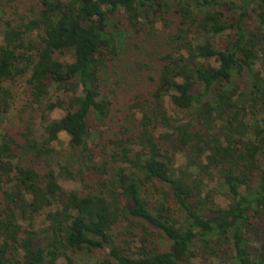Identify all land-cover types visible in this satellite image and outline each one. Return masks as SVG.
Wrapping results in <instances>:
<instances>
[{
  "label": "trees",
  "instance_id": "16d2710c",
  "mask_svg": "<svg viewBox=\"0 0 264 264\" xmlns=\"http://www.w3.org/2000/svg\"><path fill=\"white\" fill-rule=\"evenodd\" d=\"M3 25L0 264H264V0H37ZM17 83L41 136L5 124Z\"/></svg>",
  "mask_w": 264,
  "mask_h": 264
},
{
  "label": "rangeland",
  "instance_id": "374dc122",
  "mask_svg": "<svg viewBox=\"0 0 264 264\" xmlns=\"http://www.w3.org/2000/svg\"><path fill=\"white\" fill-rule=\"evenodd\" d=\"M37 4V0H0V26H4V21H18L20 19H24L31 16V10L35 7ZM220 42H223L222 40H219ZM0 44H2V38L0 37ZM218 44V45H219ZM55 57L60 60L63 63L68 64H74L76 62L74 52L67 51V52H58L56 53ZM14 90H17L18 92L16 94L15 100L12 103V109L13 113L16 114L18 111V114L16 117L13 115L10 117L9 123L6 122V126L12 130L15 137L16 133L20 131V128L25 124H30L32 127L37 130L39 136H41L44 132V127L41 123L40 114L41 112L39 108L33 107V108H27V96L24 93V87L22 83H17V85L14 86ZM20 110H27V112L22 113ZM38 111V112H37ZM65 111H62L61 109L55 110L53 113L50 114L51 120H60L63 118L66 114ZM22 119V120H21ZM165 133L164 130L160 129L157 132V136L161 138V136ZM18 138V137H17ZM69 136L63 132L60 134V140L59 142L54 143V147H56L58 150H64V147H66L69 143ZM61 185L66 190H72L76 187H78L77 183L69 182L61 180ZM210 187L215 186V182L209 183ZM157 197V195H155ZM216 202L220 204L221 206H227L228 202L219 194L216 195ZM160 241V240H159ZM158 244H161L157 241ZM140 246V244H138ZM165 247L167 245H164ZM77 260L80 262V264H96L95 259H91L85 254H80L77 256ZM63 261H61L62 263Z\"/></svg>",
  "mask_w": 264,
  "mask_h": 264
}]
</instances>
